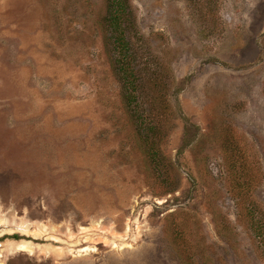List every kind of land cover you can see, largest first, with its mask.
<instances>
[{
	"label": "rangeland",
	"instance_id": "rangeland-1",
	"mask_svg": "<svg viewBox=\"0 0 264 264\" xmlns=\"http://www.w3.org/2000/svg\"><path fill=\"white\" fill-rule=\"evenodd\" d=\"M130 2L133 107L107 0H0V264H264V0Z\"/></svg>",
	"mask_w": 264,
	"mask_h": 264
},
{
	"label": "trees",
	"instance_id": "trees-1",
	"mask_svg": "<svg viewBox=\"0 0 264 264\" xmlns=\"http://www.w3.org/2000/svg\"><path fill=\"white\" fill-rule=\"evenodd\" d=\"M134 11L130 0H107V13L103 18L104 44L109 51L112 68L120 80L123 89V99L128 107L139 104V97L142 95V80L144 73L137 61V54L132 47L129 39V32L134 24ZM157 69L149 70L152 76L149 81L155 86H159L160 90L169 88L166 80H159L153 77L157 74ZM138 109H135L138 115ZM142 124L148 120V115L139 116ZM141 127V124H137ZM156 126H145V134L143 138L147 141L155 133Z\"/></svg>",
	"mask_w": 264,
	"mask_h": 264
},
{
	"label": "bare ground",
	"instance_id": "bare-ground-1",
	"mask_svg": "<svg viewBox=\"0 0 264 264\" xmlns=\"http://www.w3.org/2000/svg\"><path fill=\"white\" fill-rule=\"evenodd\" d=\"M5 218H6V217H5ZM0 219H2V218H0ZM17 220H18V219H17ZM17 220H16V221H17ZM20 220H21V219H20ZM8 221H9V220H8ZM13 222H14V221H13ZM19 222H20V221H19ZM21 223H22V222H21ZM29 223H31V222H29ZM0 224H6V225H7V222H6L5 220H4V221L0 220ZM14 224H15V223H14ZM12 225H13V224H12ZM22 225L26 228V225H25V224H22ZM22 225H21V226H22ZM29 225H30V224H29ZM23 226H22V227H23ZM42 226H43V225H42ZM19 227H20V226H19ZM30 227H31V226H30ZM46 227H47V226H46ZM46 227H45V228H46ZM25 228H24V229H25ZM42 229H43V228H42ZM46 229H47V228H46ZM51 229L53 230L54 228H51ZM31 230H32V229H31ZM43 230H44V229H43ZM25 231H26V230H25ZM25 231L23 232V231L21 230V232H23V233H25ZM33 231H35V230H33ZM33 231H32V232H33ZM47 231H48V230H47ZM39 232H40V231H39ZM44 232H45V230H44ZM28 233L31 234V232H28ZM32 234H33V233H32ZM28 235H29V234H28ZM33 236H34V235H33ZM35 236H36V235H35ZM45 236H46V235H45ZM49 236H50V235H49ZM52 236H53V235H52ZM53 237H54V236H53ZM34 238H35V237H34ZM54 238H55V237H54ZM18 245H19V249H20V250H22V251H27V252H31V253H32L33 248H34V247H33L34 245H33L32 241L30 242V241H28V240H27V241H19ZM40 245H41V244H40ZM40 245H39V246H40ZM37 246H38V245H37ZM39 248H40V247H39ZM41 251H42V250H41ZM44 251H46V250H43V252H44ZM50 252H51V251H50ZM52 252H53V251H52ZM52 252H51V253H52ZM53 253H54V252H53ZM57 254H58V253H57Z\"/></svg>",
	"mask_w": 264,
	"mask_h": 264
}]
</instances>
